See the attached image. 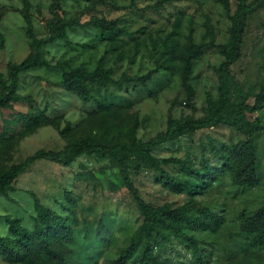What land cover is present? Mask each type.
<instances>
[{"label":"rangeland","instance_id":"374dc122","mask_svg":"<svg viewBox=\"0 0 264 264\" xmlns=\"http://www.w3.org/2000/svg\"><path fill=\"white\" fill-rule=\"evenodd\" d=\"M32 34H28L22 0H0V74L9 83V66L32 52L34 39H45L39 53L50 66H35L18 74L16 100L0 107V172L39 149L59 151L84 135L127 143L147 141L163 132L170 119L198 118L206 113L208 95L216 98L218 68L222 61L217 46L228 43L231 21L215 0H28ZM252 1V0H249ZM230 13L236 0H229ZM117 22L116 34L106 38L90 20ZM60 19L64 37L49 33L48 22ZM68 21H77L67 25ZM57 25L58 21L56 22ZM189 38L201 50L193 61L188 98L180 74L158 70L149 79L138 78L156 63L171 62L182 68L179 53ZM64 64V68H56ZM84 64L112 71L107 87L90 85L92 98L82 102L61 86L62 74ZM227 83L231 102L247 97L253 104L264 84V0L253 3L240 48V57L229 68ZM42 112L51 124L26 126L23 117ZM264 124V108L247 113ZM235 129L216 125L182 136L154 149L156 157H177L194 167L201 160L220 165L216 150L242 138ZM259 183L236 186L229 172H222L201 194L189 196L162 186L159 171L128 163L133 186L152 207H204L222 218L215 229L191 228L203 264H264V246L252 247L240 230L239 213H254L264 201V134L255 135ZM139 168H137V167ZM171 175L177 166L162 165ZM7 196H0V236L9 234L7 218L31 230L35 211L33 192L40 204L65 218L72 229L68 257L74 263L109 264L131 243L139 252L143 237L137 230L143 217L130 191L123 185L113 156L79 154L71 163L38 160L21 173ZM195 214V210H191ZM167 238L153 243V253L163 264H197L191 248L176 238L171 224L161 225ZM0 264H16L0 256ZM128 264H132L128 262Z\"/></svg>","mask_w":264,"mask_h":264},{"label":"trees","instance_id":"16d2710c","mask_svg":"<svg viewBox=\"0 0 264 264\" xmlns=\"http://www.w3.org/2000/svg\"><path fill=\"white\" fill-rule=\"evenodd\" d=\"M59 0H54L57 3ZM220 3L229 17L231 24L228 43L217 46L222 61L218 68V88L214 100L208 95L206 113L202 117L191 116L170 119L163 132L147 141L131 140L127 143H118L113 140L97 139L91 134L69 141L59 151L39 149L27 156L17 164L5 167L0 172V196H7L13 190L12 184L30 165L38 160H47L60 164L71 163L79 154H99L113 156L119 167V174L123 185L132 194L137 207L140 209L143 220L137 230V235L142 236L143 243L140 251L131 243L122 249L117 258L109 264H163L153 253V243L158 238L165 239L167 235L160 230L161 225L170 223L173 235L189 244L192 255L197 264H203L197 240L185 234L178 223H184L191 228L215 230L223 221L218 215L204 207L195 208L192 205L172 208L170 206L152 207L140 196L133 186L128 163L133 158L141 165L159 171V181L162 186L176 193H186L189 196L201 194L224 171L229 172L231 181L240 187L252 188L258 185V167L255 135L264 134V124L257 118L250 120L247 113L264 108V84L255 94L253 104L247 103V97L240 102H231V93L227 83L230 66L240 57V48L247 23V17L252 11V5L260 0H236V6L230 13L229 0H215ZM25 13L24 19L28 34H32L31 20L28 13L30 3L22 0ZM58 24L57 25V22ZM73 22L68 21L70 26ZM90 24L99 29L106 38L116 34L117 22L93 18ZM49 33L64 37V27L60 19L48 22ZM45 44V39H34L32 52L20 63L9 66V83L2 82L0 74V107H9L10 102L16 100L18 74L35 66H50L49 62L39 51ZM201 50L189 38V46L179 53L183 62L182 68L175 63V55H171V62L156 63L154 69L139 77L141 81L149 79L158 70H167L180 74L182 86L190 99L194 93L189 84L193 61L199 58ZM64 64H56V68L63 69ZM112 71L97 65L89 71L84 64L64 71L61 86L78 97L82 102L92 98L90 85L107 87L112 82ZM26 126L31 128L51 124L52 120L42 112H31L23 117ZM225 125L242 134V138L228 145H222L216 150L220 165L209 164L201 160L199 167L192 166L189 161L177 157L161 158L153 154L154 149L185 135L196 131ZM171 164L177 166L181 174L171 175L161 166ZM137 167V166H136ZM139 168V167H137ZM33 199L35 211L34 227L29 230L17 223L16 220L7 218L9 234L0 236V256L16 264H80L74 263L68 257V244L72 241V229L65 218L42 206L37 196L29 191ZM195 210V214L191 213ZM240 230L249 236L252 247L264 246V201L252 214L243 211L239 213Z\"/></svg>","mask_w":264,"mask_h":264}]
</instances>
